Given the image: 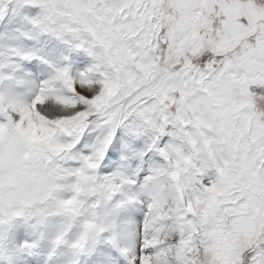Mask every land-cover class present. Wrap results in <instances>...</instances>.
Instances as JSON below:
<instances>
[{"label": "snow or ice", "instance_id": "obj_1", "mask_svg": "<svg viewBox=\"0 0 264 264\" xmlns=\"http://www.w3.org/2000/svg\"><path fill=\"white\" fill-rule=\"evenodd\" d=\"M0 264H264V0H0Z\"/></svg>", "mask_w": 264, "mask_h": 264}]
</instances>
